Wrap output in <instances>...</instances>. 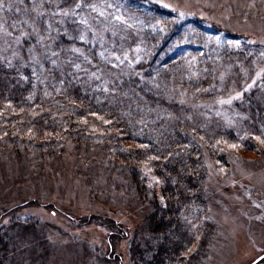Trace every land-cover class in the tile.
<instances>
[{"label": "trees", "instance_id": "trees-1", "mask_svg": "<svg viewBox=\"0 0 264 264\" xmlns=\"http://www.w3.org/2000/svg\"><path fill=\"white\" fill-rule=\"evenodd\" d=\"M113 1L117 18L90 10ZM178 11L145 0H0V150L101 143L150 197L148 230L165 216L140 264H199L213 232L204 151L224 160L228 145L259 153L264 139L263 44ZM141 176L153 178L151 196Z\"/></svg>", "mask_w": 264, "mask_h": 264}, {"label": "rangeland", "instance_id": "rangeland-1", "mask_svg": "<svg viewBox=\"0 0 264 264\" xmlns=\"http://www.w3.org/2000/svg\"><path fill=\"white\" fill-rule=\"evenodd\" d=\"M60 1L51 0L52 6ZM145 1L201 16L232 35L245 33L264 47V0ZM117 5L113 1L90 10H107L115 17ZM229 84L232 98L239 91ZM257 142L259 153L228 145L224 160L213 149L204 151V193L213 232L199 264H251L257 258L255 264H264V139ZM143 178L140 185L151 196L154 180ZM132 184L101 143L66 141L55 153L3 147L0 264H140L152 233L160 235L167 228L165 216H157L158 230H148L150 197L143 199ZM196 247L195 241L185 254Z\"/></svg>", "mask_w": 264, "mask_h": 264}, {"label": "water", "instance_id": "water-1", "mask_svg": "<svg viewBox=\"0 0 264 264\" xmlns=\"http://www.w3.org/2000/svg\"><path fill=\"white\" fill-rule=\"evenodd\" d=\"M258 260H259V258H257V259H256L255 261H253L251 264H255V263H257Z\"/></svg>", "mask_w": 264, "mask_h": 264}, {"label": "snow or ice", "instance_id": "snow-or-ice-1", "mask_svg": "<svg viewBox=\"0 0 264 264\" xmlns=\"http://www.w3.org/2000/svg\"><path fill=\"white\" fill-rule=\"evenodd\" d=\"M79 7V5H77ZM166 6V5H165ZM81 39H83V37H81Z\"/></svg>", "mask_w": 264, "mask_h": 264}]
</instances>
